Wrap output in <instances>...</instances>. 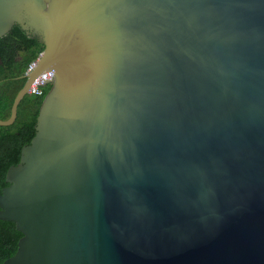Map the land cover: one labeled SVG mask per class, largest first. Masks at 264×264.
Instances as JSON below:
<instances>
[{
	"label": "water",
	"instance_id": "obj_1",
	"mask_svg": "<svg viewBox=\"0 0 264 264\" xmlns=\"http://www.w3.org/2000/svg\"><path fill=\"white\" fill-rule=\"evenodd\" d=\"M53 87L0 194L4 264H264V0H0Z\"/></svg>",
	"mask_w": 264,
	"mask_h": 264
},
{
	"label": "trees",
	"instance_id": "obj_2",
	"mask_svg": "<svg viewBox=\"0 0 264 264\" xmlns=\"http://www.w3.org/2000/svg\"><path fill=\"white\" fill-rule=\"evenodd\" d=\"M44 44L30 37L19 25L0 38V119L7 120L18 93L27 82L25 77L30 63L44 50ZM28 55L26 62L20 57ZM53 84L45 89L43 96L26 95L18 108L13 125H0V194L8 186L7 172L20 163L22 149L36 135V125L41 105ZM23 237L14 222L0 219V264L14 256Z\"/></svg>",
	"mask_w": 264,
	"mask_h": 264
},
{
	"label": "built area",
	"instance_id": "obj_3",
	"mask_svg": "<svg viewBox=\"0 0 264 264\" xmlns=\"http://www.w3.org/2000/svg\"><path fill=\"white\" fill-rule=\"evenodd\" d=\"M42 54L43 53L41 52L38 55V57L30 63V65H29V67H28V69L26 71V74L31 73L36 68V66L40 62ZM53 76H54V71L53 70L38 76L33 81L32 85H31V88H30L29 94H32V95H35V96H43L44 93H45V89L49 85L53 84L54 80L50 81L51 77H53Z\"/></svg>",
	"mask_w": 264,
	"mask_h": 264
},
{
	"label": "flooded vegetation",
	"instance_id": "obj_4",
	"mask_svg": "<svg viewBox=\"0 0 264 264\" xmlns=\"http://www.w3.org/2000/svg\"><path fill=\"white\" fill-rule=\"evenodd\" d=\"M26 32V31H25ZM27 33V32H26ZM28 34V33H27ZM30 37H32V38H37L35 35H31V34H28ZM38 39V38H37ZM39 40V39H38ZM40 41V40H39ZM43 52V51H42ZM29 58V56L28 55H26L25 54V56H22V57H20V60L19 61H21V63H24V62H26L27 61V59Z\"/></svg>",
	"mask_w": 264,
	"mask_h": 264
}]
</instances>
